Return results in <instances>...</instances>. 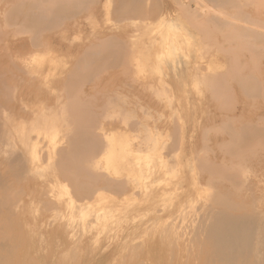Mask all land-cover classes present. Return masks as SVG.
I'll use <instances>...</instances> for the list:
<instances>
[{"label":"bare ground","instance_id":"bare-ground-1","mask_svg":"<svg viewBox=\"0 0 264 264\" xmlns=\"http://www.w3.org/2000/svg\"><path fill=\"white\" fill-rule=\"evenodd\" d=\"M4 1L0 264H264V141L237 148L246 166L217 140L197 147L187 129L195 106L184 104L170 143L165 126L147 124L178 111L172 84L184 72L194 87L197 73L218 88L220 73L241 69L264 87V0H109V23L123 31L78 43L71 33L102 0ZM199 37L221 52L232 45L235 66L225 57L224 72H189L182 59L193 60ZM114 64L101 86L82 83ZM248 118L264 126V106Z\"/></svg>","mask_w":264,"mask_h":264},{"label":"rangeland","instance_id":"rangeland-1","mask_svg":"<svg viewBox=\"0 0 264 264\" xmlns=\"http://www.w3.org/2000/svg\"><path fill=\"white\" fill-rule=\"evenodd\" d=\"M164 1L167 5L171 3L170 5L178 7L177 3L179 0H146L147 4H158L159 2ZM180 1H186V0H180ZM6 1L1 0L0 5L5 3ZM151 2V3H150ZM102 3L104 4V7L96 11L97 14L94 15V17L91 19L90 22L86 23L85 21L81 24L82 26L73 31L71 33V39L78 43L80 39H84L88 34H102L104 32H107L109 30L114 29V31L120 33L123 30L119 28H113L114 25H111L108 20V15H110L108 10L109 6V0H102ZM246 9H252L254 6L252 4H246ZM228 10V9H227ZM86 7L85 9H81V12L78 13V16L82 18L86 14ZM225 11V10H224ZM180 23L182 24H188L191 23V18L189 17V14L183 13L180 15ZM184 17V18H183ZM79 18V19H80ZM84 18V17H83ZM183 19V20H182ZM185 20V22H184ZM72 20H67L66 24H72ZM179 22V21H177ZM187 22V23H186ZM11 30V29H10ZM146 31V30H144ZM145 33V32H144ZM143 32L140 33V41H144L147 38H150V32L146 31L144 34ZM144 36V37H143ZM147 37V38H146ZM144 38V39H143ZM198 40L202 41L200 44V50L198 53L193 54V60L188 57L191 61L183 60L184 67L188 69L189 72H191L193 67L202 68V70L205 69V64H211L216 67L218 72L219 70H222L223 72L228 67L229 64L223 63L224 60H226L225 57L230 58L232 57L233 60L231 61V64L234 65L236 63L235 56L232 54L230 48L232 45L226 46V49L224 51H218L217 44L209 45V40L199 37ZM196 41V40H195ZM241 40H238L236 43L240 42ZM205 45V46H204ZM261 57V56H260ZM259 57V58H260ZM157 58V57H156ZM76 58L73 57L71 61L74 62ZM126 59V58H124ZM123 59V60H124ZM76 61V60H75ZM121 61V60H120ZM127 63V60L122 61ZM154 62H157L155 59ZM119 62V65L121 64ZM117 67L119 66L116 64ZM114 64L113 66H109L102 71H99L96 75H94L90 80H82V83L85 84V87H89L92 89V86L95 84L97 86H101L105 80L112 79L115 69L117 68ZM160 67H164V64L160 61L158 64ZM218 66V67H217ZM126 67V65L124 66ZM195 67V68H196ZM183 68V69H185ZM182 69V70H183ZM181 70V71H182ZM214 69L209 70L213 72ZM205 72V76H210L208 72ZM185 73V75H184ZM183 74H180L179 82H174L172 86L176 89L175 97H176V104L174 103V108H176L178 111L175 112L172 116H169V113L167 110L163 111L164 116L160 118L159 114H156L152 120L148 121V127L150 129V126L152 124L161 125V128L163 129V126L166 127L169 138L166 140V142H171L170 136H171V130L173 128L178 129L179 121L176 120V116L183 112L182 107L186 105L195 106L197 110H191L190 111V118L187 125L188 130H194L193 138L194 142L199 149L204 150L208 145H212V142L219 141L222 144V148L224 150L226 149H232L233 153L236 154L238 152L237 148H241V150L249 151V148L252 149L257 141H264V126H259L254 124L252 128L248 127V124H246L248 118V113L257 106L263 105L264 106V87H262L255 77H252L250 75H243L241 69L236 70V72H232L231 74L228 73H220L225 74V77L221 79V83H219L218 88L213 87H202L201 82L202 79L200 77H197L196 73V82H199V88L196 86L194 87L192 85V82L194 81L190 74H187L184 72ZM123 75H119L115 77L114 79L118 77H122ZM124 80V79H121ZM183 80H186L188 86L185 88L182 85ZM193 80V81H192ZM138 81V80H137ZM150 82V79H147L145 84H148ZM139 83V82H138ZM144 84V85H145ZM97 96H100V94L96 93ZM109 94V93H108ZM90 95V94H88ZM155 95V94H154ZM105 96V95H104ZM101 97V99L104 98ZM108 96V95H106ZM181 100V101H180ZM148 105H151V102L147 101ZM177 105V107H176ZM181 105V106H180ZM245 108V112L243 114H240L238 112V109L240 107ZM239 116H241L242 120L244 121V124H241L237 122L240 121ZM141 117H143V113L141 114ZM145 117V116H144ZM142 118V121L146 123L145 118ZM229 117L232 120L223 121L222 123L220 121H216L215 118H218V120ZM226 120V119H225ZM109 120H107L105 123H108ZM164 138V137H163ZM197 151H195L196 153ZM243 153L236 154L235 158L236 161L234 163L236 164H242L246 166V163L242 158ZM247 155V154H246ZM264 161V156L261 157ZM257 159V157H254V160ZM242 162V163H240ZM257 177L252 178L251 180H255ZM250 180L247 179L246 182H249ZM242 184V183H241ZM145 218V216H143ZM142 218V217H141Z\"/></svg>","mask_w":264,"mask_h":264}]
</instances>
